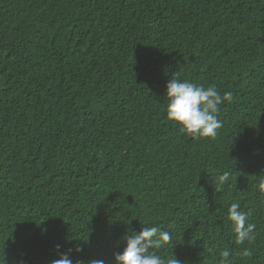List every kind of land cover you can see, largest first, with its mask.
I'll use <instances>...</instances> for the list:
<instances>
[{"label": "trees", "instance_id": "16d2710c", "mask_svg": "<svg viewBox=\"0 0 264 264\" xmlns=\"http://www.w3.org/2000/svg\"><path fill=\"white\" fill-rule=\"evenodd\" d=\"M177 72L233 93L215 138L167 121ZM261 179L264 0H0V264H114L151 226L165 260L264 264Z\"/></svg>", "mask_w": 264, "mask_h": 264}, {"label": "clouds", "instance_id": "9594fccd", "mask_svg": "<svg viewBox=\"0 0 264 264\" xmlns=\"http://www.w3.org/2000/svg\"><path fill=\"white\" fill-rule=\"evenodd\" d=\"M179 76V72L173 74L166 85L167 121L176 127L180 134L190 139L215 138L223 126L217 115L219 105L230 102L233 93L229 91L221 95L215 86L204 87L187 80L181 81ZM227 179L228 174H224L219 178V183L223 184ZM257 188L264 197V179H261ZM249 215L250 213L241 210L239 203H232L228 209V219L237 244L255 238L253 233L256 225L248 222ZM124 240L126 247L122 253L114 256V264H180L176 258L165 260L153 251L171 241V234L158 226L143 227L138 234L129 230ZM75 251L80 252L82 249L76 247ZM242 254L248 256L251 253L245 249ZM220 256V264H231L229 250L222 251ZM52 264H73V261L68 253H62ZM78 264L84 262L79 261ZM90 264H105V261L92 260Z\"/></svg>", "mask_w": 264, "mask_h": 264}]
</instances>
